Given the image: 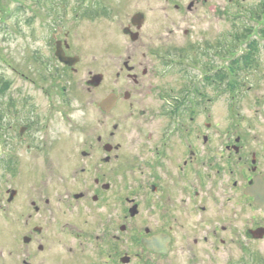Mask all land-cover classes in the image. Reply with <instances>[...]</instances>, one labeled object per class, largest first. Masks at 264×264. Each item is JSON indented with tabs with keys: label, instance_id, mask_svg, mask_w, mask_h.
I'll return each mask as SVG.
<instances>
[{
	"label": "flooded vegetation",
	"instance_id": "af4514ba",
	"mask_svg": "<svg viewBox=\"0 0 264 264\" xmlns=\"http://www.w3.org/2000/svg\"><path fill=\"white\" fill-rule=\"evenodd\" d=\"M165 2L162 11L185 18L168 38L145 30L152 8L130 14L123 0H76V16L126 18L125 40L100 48L103 64L95 54L85 64L60 23L63 3L49 55L32 71L13 69L40 91L14 90L3 108L0 100V171L8 166L7 203L26 221L28 260L44 245L63 249L65 237L94 241L106 264H208L236 250V235L264 243V47L254 30L236 29V76H225L223 33L214 44L210 31L192 40L180 28L213 9L208 1Z\"/></svg>",
	"mask_w": 264,
	"mask_h": 264
},
{
	"label": "rangeland",
	"instance_id": "374dc122",
	"mask_svg": "<svg viewBox=\"0 0 264 264\" xmlns=\"http://www.w3.org/2000/svg\"><path fill=\"white\" fill-rule=\"evenodd\" d=\"M28 1L0 0V6L5 10V13H2V11L0 13V80L2 79L4 82L9 83L10 88L4 92L7 98L11 92L18 89L23 92L32 91L36 95L40 94L38 93L40 91L27 86L22 79L16 76L13 69L17 68L20 71L22 69L27 71L28 67H31L32 71L34 57L43 54L49 55L50 50L47 47L51 37L48 30L52 28L54 20L58 18L53 13L54 10L56 11L59 7H62L63 3L67 5L69 10L65 13H60L62 17L60 23H64L67 29L73 30L74 44L82 46L83 53L85 54V64L95 60L93 59L94 56L97 62L103 64L105 57L100 48H103L109 39L112 40L111 42L115 41L113 39L125 40L122 33L123 24L126 22L124 15L119 19L110 17L107 19L88 20L87 18H83L80 13L76 16L77 13L71 10L76 6V0H52L56 2L54 8L57 9L53 8L51 1L46 7L41 4L38 8L33 7L30 1ZM112 1L113 3L119 2V0ZM123 1L128 3L126 11L130 14L137 10L152 8V11L148 13L145 30H160V34L164 37L167 29L173 28V21L182 23L185 19L173 11H162L163 7H167L165 0ZM174 1L177 2L178 0ZM207 1L213 9L200 10L197 15L188 18L190 22L187 20V24L180 25L181 29L188 28L192 31L190 39H200L206 31H210L207 34L209 42L216 44V35L221 31L223 33L225 50L227 43L236 37L233 31L234 26L240 30V33L247 31V27L254 31L257 30L253 36L264 47V38L261 35V31L264 29V10L262 7L264 0ZM19 7H21L19 9L20 12L16 11L15 13V10ZM214 8L218 10L217 14H214ZM260 10L262 11L261 14ZM232 14L235 15L236 19L231 17ZM176 39L179 40L178 43L185 41L180 34L176 35ZM233 45H236V43ZM260 50H262L260 52V61L264 62V49L261 48ZM226 56L224 57L225 73L228 72V66L232 60L236 59V52L234 55ZM82 67L83 70L76 77L79 80L86 77L85 66L83 65ZM5 97L1 101L3 104L7 102ZM38 98H40L39 95ZM231 102L232 98L229 92H226L224 102V109L226 110L225 119H227V116L229 118V112L232 110ZM7 107L9 108V106ZM1 154L7 156L8 149L5 147L4 152ZM7 168V165L4 167L2 164L0 171V264H23L24 261H27L29 264H106V257L103 256L102 249L94 241L90 244L81 245L84 242L82 239L77 241L74 238L68 239L66 237L64 238L65 244L63 249L62 246L56 244L44 245L45 251L43 253L35 251L33 258L28 260L26 258L27 247L22 241L27 232L26 221L21 217L20 212L22 211L20 209H14V207L9 206L7 203L8 195L5 194L9 189ZM242 227L243 223H241ZM236 237V250L233 247L226 248L218 261L208 264H264V243L252 246L248 245L243 236L236 235ZM69 248H73L76 251L73 257L68 253ZM245 250L247 251L245 252ZM249 252H256L258 254L257 263H252Z\"/></svg>",
	"mask_w": 264,
	"mask_h": 264
},
{
	"label": "water",
	"instance_id": "95a60500",
	"mask_svg": "<svg viewBox=\"0 0 264 264\" xmlns=\"http://www.w3.org/2000/svg\"><path fill=\"white\" fill-rule=\"evenodd\" d=\"M135 20H136V22L139 23V24H141L142 21H143L141 16L136 17ZM146 246H147V248H148L150 251H154V252L157 251V250L155 249V243H154V241H148Z\"/></svg>",
	"mask_w": 264,
	"mask_h": 264
},
{
	"label": "trees",
	"instance_id": "16d2710c",
	"mask_svg": "<svg viewBox=\"0 0 264 264\" xmlns=\"http://www.w3.org/2000/svg\"><path fill=\"white\" fill-rule=\"evenodd\" d=\"M1 11H2V13H5V10L0 6V13H1ZM18 12H20V10H17Z\"/></svg>",
	"mask_w": 264,
	"mask_h": 264
}]
</instances>
